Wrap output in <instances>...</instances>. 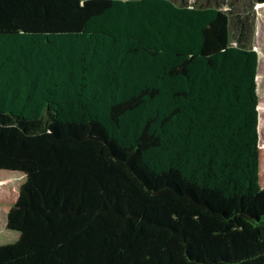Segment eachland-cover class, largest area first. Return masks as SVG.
<instances>
[{"label": "trees", "instance_id": "16d2710c", "mask_svg": "<svg viewBox=\"0 0 264 264\" xmlns=\"http://www.w3.org/2000/svg\"><path fill=\"white\" fill-rule=\"evenodd\" d=\"M234 16L0 0V170L25 176L0 264H264L259 52Z\"/></svg>", "mask_w": 264, "mask_h": 264}, {"label": "rangeland", "instance_id": "374dc122", "mask_svg": "<svg viewBox=\"0 0 264 264\" xmlns=\"http://www.w3.org/2000/svg\"><path fill=\"white\" fill-rule=\"evenodd\" d=\"M177 3L187 1L190 4L218 5L234 14L232 30L234 34H244V41L259 52L258 88L261 104H264V3L257 0H175ZM237 16L242 18L237 19ZM246 16L248 19L246 20ZM244 29V30H243ZM261 137V136H260ZM263 141V138H261ZM25 180V176L16 171L0 170V198L11 190H16ZM20 233L7 228L6 215L0 207V244L16 241Z\"/></svg>", "mask_w": 264, "mask_h": 264}, {"label": "crops", "instance_id": "0c3cea01", "mask_svg": "<svg viewBox=\"0 0 264 264\" xmlns=\"http://www.w3.org/2000/svg\"><path fill=\"white\" fill-rule=\"evenodd\" d=\"M259 111H260L259 133L261 136L260 145L264 146V104H261V98H260ZM261 138H263V141H261Z\"/></svg>", "mask_w": 264, "mask_h": 264}]
</instances>
